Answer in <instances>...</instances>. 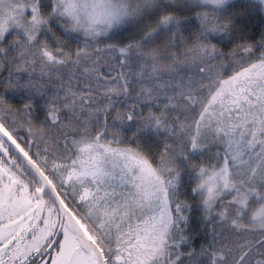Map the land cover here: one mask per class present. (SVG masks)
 Instances as JSON below:
<instances>
[{
	"label": "snow or ice",
	"instance_id": "6c2138e0",
	"mask_svg": "<svg viewBox=\"0 0 264 264\" xmlns=\"http://www.w3.org/2000/svg\"><path fill=\"white\" fill-rule=\"evenodd\" d=\"M0 264H264V0H0Z\"/></svg>",
	"mask_w": 264,
	"mask_h": 264
}]
</instances>
